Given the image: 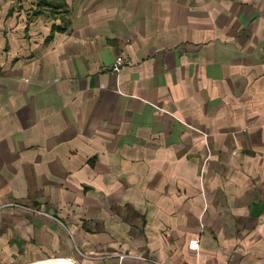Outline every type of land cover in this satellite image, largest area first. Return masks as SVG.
<instances>
[{
	"label": "crops",
	"instance_id": "1",
	"mask_svg": "<svg viewBox=\"0 0 264 264\" xmlns=\"http://www.w3.org/2000/svg\"><path fill=\"white\" fill-rule=\"evenodd\" d=\"M38 1L0 0V264H264V0Z\"/></svg>",
	"mask_w": 264,
	"mask_h": 264
},
{
	"label": "built area",
	"instance_id": "2",
	"mask_svg": "<svg viewBox=\"0 0 264 264\" xmlns=\"http://www.w3.org/2000/svg\"><path fill=\"white\" fill-rule=\"evenodd\" d=\"M115 66L113 67V70H116L120 68L122 65H124L126 62L121 56H117L115 59ZM198 246V240H190L188 243V249L195 250Z\"/></svg>",
	"mask_w": 264,
	"mask_h": 264
},
{
	"label": "trees",
	"instance_id": "3",
	"mask_svg": "<svg viewBox=\"0 0 264 264\" xmlns=\"http://www.w3.org/2000/svg\"><path fill=\"white\" fill-rule=\"evenodd\" d=\"M37 6L39 7L38 10L35 12V15L40 14L44 7H48V6L53 7V3L52 0H39Z\"/></svg>",
	"mask_w": 264,
	"mask_h": 264
}]
</instances>
